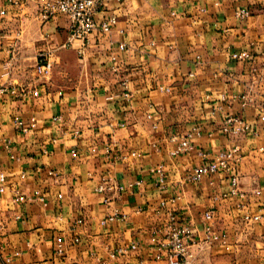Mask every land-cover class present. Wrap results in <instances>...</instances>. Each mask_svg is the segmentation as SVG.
<instances>
[{"label":"crops","instance_id":"obj_1","mask_svg":"<svg viewBox=\"0 0 264 264\" xmlns=\"http://www.w3.org/2000/svg\"><path fill=\"white\" fill-rule=\"evenodd\" d=\"M41 3L0 0V87L40 90L37 96L0 95V142L8 139L18 159L10 160L0 146L7 177V192L0 195V264H167L155 255L165 244L161 229L170 214L197 244L189 249L190 264H264V153L257 151L264 147L258 119L264 104L261 0H108L93 18L98 26L115 16L116 25L86 42L71 38L62 16L40 21ZM238 10L250 15L237 19ZM243 51L250 61L231 58ZM41 62L48 73L37 78ZM122 81L129 101L122 97ZM247 88L252 102L242 108L232 97ZM228 116H242L251 131L220 134ZM16 119L27 127L33 119L34 128L23 136L14 128ZM196 127L202 136L195 151L169 156L175 146L170 138ZM233 145L242 153L235 172L244 201L214 200L230 188L222 172L213 186L208 179L186 182L201 163L199 150L214 154ZM133 152L140 157L122 159ZM157 165L165 171L164 190L149 172ZM107 178L123 188L107 193L109 206L94 191ZM17 189H41L47 206L13 204ZM113 210L125 218L102 224ZM209 210L213 218L207 221ZM244 215L261 220L246 223ZM77 220L82 223L73 232ZM207 226L224 243H206ZM58 237L65 246L60 257L54 254Z\"/></svg>","mask_w":264,"mask_h":264},{"label":"built area","instance_id":"obj_2","mask_svg":"<svg viewBox=\"0 0 264 264\" xmlns=\"http://www.w3.org/2000/svg\"><path fill=\"white\" fill-rule=\"evenodd\" d=\"M108 0H42V3L39 6L38 18L42 22H46L55 16H62L65 18L72 30L71 38L76 40L86 42L88 37L93 33H98L101 35H108L113 27L117 23L115 16H109L97 26L94 21L95 12L103 6ZM264 6V0H261ZM17 4V3H16ZM250 15L247 10H238L234 13V16L237 19L243 20ZM70 38V39H71ZM70 43V40L68 41ZM124 46L119 45V50H123ZM81 54V52H79ZM231 58L236 61H250L251 55L246 52H239L232 54ZM47 65L43 62L38 63L35 67V74L37 78L45 77L47 75ZM251 73L256 77L257 69L252 67ZM189 77H193V74H190ZM120 87L123 90L122 97L125 101H129L131 98V93L128 91L126 82L122 81ZM158 90L163 93H170V88L168 87H159ZM39 87L32 89L27 88H7L5 86L0 87V95H11V96H20L23 97L27 94L33 96L39 95ZM233 99H238L241 102V107L245 108L249 106L252 102L251 100V88L239 95L233 96ZM220 101H225V97L221 96ZM258 119L260 122V129L264 132V104H262L258 109ZM147 119H150V116H147ZM59 121V117L54 119ZM14 128L17 133L25 136L29 134L34 128V120H31L30 126H25L21 120L14 121ZM220 134L229 136V137H239L244 136L251 131V126L242 116H228L222 122L219 127ZM258 131H254V134L257 135ZM77 132H74V135L77 136ZM202 136L200 128H193L191 131L186 132L181 137L170 138L171 142L175 143V146L169 151V156L178 157L186 155L195 151V139H200ZM211 137V135H208ZM0 146L5 150L9 155L10 160H18L14 154H12V149L10 146V141L8 139H2ZM257 151L260 154L264 153V147H259ZM197 155L199 156L201 163L197 164L190 169L186 176V182L190 184H197L202 182L204 179L209 180V185L213 186L214 181L212 178L216 176L219 172H222L228 176L230 188L227 193H221L219 196L215 197L214 200H225L227 198H237L240 202L245 200V194L241 192L238 188L239 176L235 172L236 165L242 159L241 148L239 145H233L226 148L225 150L210 153L203 150H199ZM73 156L75 153L73 152ZM140 155L136 152L130 153L129 155L122 157L123 160L128 158H139ZM149 172L155 176V185L158 189L164 190L166 186V176L163 166L157 165L150 168ZM49 177L56 176L55 172L49 171ZM23 176V175H22ZM95 193L102 196L103 204L109 206L111 204V199L107 196L108 192L120 193L123 191V188L119 185L112 183V180L102 179L100 184L94 189ZM7 192V177L6 174L0 165V195H4ZM57 199H61L62 196L58 194ZM11 202L15 205L24 204V203H38L43 207L47 206V201L45 198V193L41 189H34L31 192L25 193L21 190H13ZM161 206H164V203H161ZM241 207V206H240ZM125 218L124 215H119L116 210L109 212L105 219L102 220V224H105L107 221H122ZM213 218V210H209L204 214V219L209 221ZM261 220V215L250 217L249 215L243 216V221L246 223L258 222ZM82 223V220H77L73 226V232H76L75 226ZM206 240L208 244L221 241L222 235L215 234L213 228L207 226L205 228ZM161 232L164 235L165 244L162 245V252H159L155 255V260H163L167 264H190L191 255L189 249L197 245L194 241L193 235L191 234L189 228L179 226L176 223V217L172 214L169 215L168 221L161 229ZM73 243L78 244V237L73 238ZM131 250L137 249V244H132L130 246ZM65 251L64 241L62 238L58 237L56 239V244L54 248V254L57 257L63 255ZM119 253L123 254L124 250H119ZM8 262V261H7Z\"/></svg>","mask_w":264,"mask_h":264}]
</instances>
